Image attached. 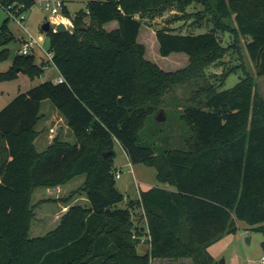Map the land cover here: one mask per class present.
<instances>
[{
  "label": "trees",
  "instance_id": "1",
  "mask_svg": "<svg viewBox=\"0 0 264 264\" xmlns=\"http://www.w3.org/2000/svg\"><path fill=\"white\" fill-rule=\"evenodd\" d=\"M36 2L0 5L19 14ZM194 2L218 29L248 38V55L264 76V0H89L74 14L64 2L76 31H46L53 60L37 63L34 50L0 72V81L18 76L19 69L34 77L52 62L64 78L19 93L0 111V264H152L154 258L222 264L209 246L239 230V221L264 234V100L254 77L246 73L224 89L227 76L209 80L208 69L225 55L217 28L198 34L154 29L159 58L181 53L175 57L187 59L177 69L148 55L147 26L138 16L175 6L184 12ZM8 55L4 48L0 60ZM194 79L204 84L181 113L189 129L183 145L159 153L142 143L140 130L150 114L161 112L166 91ZM44 100L64 116L74 143L57 136L44 151L37 149ZM116 141L131 162L154 163L168 187L141 190L120 207L125 194L117 184L116 152L105 155ZM81 174L90 204L71 205L55 229L31 237L35 190ZM137 208L144 223L135 220ZM146 234L150 247L140 253Z\"/></svg>",
  "mask_w": 264,
  "mask_h": 264
},
{
  "label": "rangeland",
  "instance_id": "2",
  "mask_svg": "<svg viewBox=\"0 0 264 264\" xmlns=\"http://www.w3.org/2000/svg\"><path fill=\"white\" fill-rule=\"evenodd\" d=\"M88 1L64 0L72 14L80 9H86ZM48 2L51 3L52 7L57 4V0H37L34 6L23 12L26 18L22 20V23L49 50V39L42 26L47 20L55 22L54 17L64 15V13L63 7H59L58 13H53L51 9H47L45 5ZM200 9L203 11L199 12ZM23 15L16 17L13 12L10 13L0 5V51L4 48L9 49L8 57L0 60V72L8 71L14 64L17 55L22 54V38L28 37V33L19 23ZM138 17L146 24H143V29L147 26L148 31L144 33V38L149 43L148 55L166 69H177L185 65L187 59L183 56L175 57L181 55V53H173L172 55L175 56L170 59L161 57V55L159 58L157 46L154 44V29L169 27L183 33L195 32L198 34L217 28L219 38L225 47V55L208 69L209 80L218 83L220 79H225L227 76L222 88H230L235 86L240 78L248 73L254 77L258 94L264 100V76L257 75L255 66L248 55L246 49L248 38L235 32L218 29L215 22L212 21L211 15L201 4L194 2L184 12L175 6L169 7L162 14L139 15ZM226 22L231 28L235 27L234 17H229ZM72 24H74L73 21ZM43 57L45 56L42 50L38 48L36 50V62L40 64ZM59 76L60 71L52 62L47 65L42 74H37L34 77L19 69L18 76L0 81V111L19 93L26 92L44 81L56 80ZM203 84L202 79H194L185 83H178L167 90L159 105L162 108L161 112L156 111L150 114L140 130L142 143L154 146L159 153L167 149L181 147L184 138L189 134L188 127L181 119V113L186 104L192 102L193 95ZM41 109L43 117L37 125L39 136L36 139V146L39 151H43L47 147L48 141L54 136L53 133L57 134L53 128L60 132L62 136H68L66 121L63 120L61 113L51 101L45 100ZM161 113L164 119L158 120L157 117ZM75 139V136H72L70 141L75 142ZM115 152V167L121 169V176L117 177V184L125 194V199L119 203V206L126 208L129 200L137 199L140 196L141 190L162 183L158 180V169L154 163L131 162L119 141L115 143ZM85 179L86 174H81L74 177L67 184L62 185V187H38L35 190L32 201L37 207L30 230L31 237L43 236L56 228L59 223L56 214L58 213V216L61 214L63 205L67 202L65 198L72 195L69 200L70 203L74 200L80 204H90L83 189ZM141 216L142 209L137 208L135 220L144 223ZM238 224L239 230L225 235L210 245L209 251L218 261L221 262L224 259L226 264H264L260 260L264 254L262 247L263 232L249 228V225L244 221H239ZM237 234L239 239L235 237ZM246 237H251L250 243L246 241ZM148 248L147 243H140L138 246L139 252H145ZM155 264L171 263L156 260ZM191 264H193L192 260Z\"/></svg>",
  "mask_w": 264,
  "mask_h": 264
},
{
  "label": "built area",
  "instance_id": "3",
  "mask_svg": "<svg viewBox=\"0 0 264 264\" xmlns=\"http://www.w3.org/2000/svg\"><path fill=\"white\" fill-rule=\"evenodd\" d=\"M64 4V1L63 0H57V4L55 6H51V3L48 2L46 3L45 7L47 9H51L53 13H58L59 12V7H62ZM23 15V12L22 13H19V14H15L16 17H19ZM26 18L25 15H23L21 17V20L19 21L20 25H22V27L25 29V31L28 33V37H23V40H22V53L23 54H30L32 53L34 50H37L38 48H40L45 56V58L49 61H52L53 60V57H54V53L48 49H46L40 42V40L35 37L29 30H28V27L22 23V20H24ZM67 23V22H65ZM68 24H72V20L69 21ZM64 78L62 76H60L58 78V81H63ZM121 176V169H118L117 172H116V177H120ZM151 237L149 234H146L142 237V242L144 241H150ZM262 263H264V254L262 255L261 259Z\"/></svg>",
  "mask_w": 264,
  "mask_h": 264
},
{
  "label": "crops",
  "instance_id": "4",
  "mask_svg": "<svg viewBox=\"0 0 264 264\" xmlns=\"http://www.w3.org/2000/svg\"><path fill=\"white\" fill-rule=\"evenodd\" d=\"M66 6L68 7V4L66 3ZM69 9V8H68ZM68 19V22H67V24L69 23V21H71V18L70 17H67L66 15H59V16H56V17H54V21L55 22H61V21H63V22H65L64 21V19ZM22 40H23V38H22ZM60 77V76H59ZM58 77V78H59ZM56 80H58V79H56ZM45 101V100H44ZM43 101V102H44ZM43 102H42V105H43ZM57 109V108H56ZM42 110V109H41ZM58 110V109H57ZM59 111V110H58ZM62 115V114H61ZM62 117H63V120L64 121H66V119L64 118V116L62 115ZM66 132H67V134H68V136H62V134H60V132H57L56 130H55V128H53L54 129V132L55 133H57V134H52V135H54V136H52L51 137V139L48 141V144L46 145L47 147L54 141V139L58 136V137H60L62 140H66V141H69V142H71V143H74V142H72V141H70V139H71V137L72 136H74V134H73V132H72V130L70 129V127L68 126V124H67V121H66ZM75 141H76V139H75ZM35 144H36V141H35ZM37 147V146H36ZM46 147V148H47ZM46 148H44L43 149V151L46 149ZM118 170V169H117ZM71 181V180H70ZM68 183V182H67ZM67 183H65V184H67ZM65 184H61V185H58V186H54V188H59L60 186L62 187V185H65ZM159 185H161V186H164V187H168L166 184H159ZM119 187V186H118ZM148 188H150V187H148ZM147 188V189H148ZM140 197V196H139ZM86 199H88V198H86ZM77 203V201H71V203L70 202H66L64 205H63V209H62V212H61V214H59V216H58V213L56 214L57 215V220L59 221V223L61 222V219H62V216L67 212V210L69 209V207L71 206V205H73V204H76ZM59 223H58V225H59ZM57 225V226H58ZM56 226V227H57ZM235 237H237V239H239V236H238V234L235 236ZM250 238V241H251V237H249ZM142 243H147L148 245H149V247H150V244L147 242V241H144V242H142ZM250 243V242H249ZM149 250V248L147 249V251ZM139 251V250H138ZM147 251H145V252H147ZM145 252H140V253H145ZM161 261V260H164V261H169L171 264H184V263H186V264H191V259L190 258H180V259H160V258H154L153 260H152V264H155V261ZM193 263V262H192Z\"/></svg>",
  "mask_w": 264,
  "mask_h": 264
},
{
  "label": "water",
  "instance_id": "5",
  "mask_svg": "<svg viewBox=\"0 0 264 264\" xmlns=\"http://www.w3.org/2000/svg\"><path fill=\"white\" fill-rule=\"evenodd\" d=\"M43 30L45 31H49L51 28L55 29L56 31H71V32H75V26L73 24H67L63 21L61 22H51L50 20H47L44 22L43 26H42ZM158 120H162L164 119L163 114L161 113L158 117ZM110 153H115V150H111L105 153V155H109ZM246 241L249 243L250 242V238L246 237ZM222 264H226V261L223 259L221 261Z\"/></svg>",
  "mask_w": 264,
  "mask_h": 264
}]
</instances>
